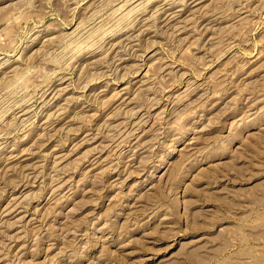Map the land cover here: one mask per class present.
Here are the masks:
<instances>
[{"label":"rangeland","instance_id":"374dc122","mask_svg":"<svg viewBox=\"0 0 264 264\" xmlns=\"http://www.w3.org/2000/svg\"><path fill=\"white\" fill-rule=\"evenodd\" d=\"M0 264H264V0H0Z\"/></svg>","mask_w":264,"mask_h":264}]
</instances>
